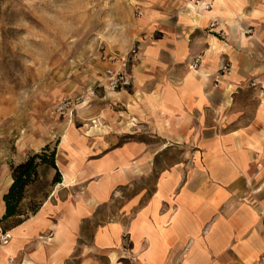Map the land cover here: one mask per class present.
<instances>
[{"label": "crops", "instance_id": "1", "mask_svg": "<svg viewBox=\"0 0 264 264\" xmlns=\"http://www.w3.org/2000/svg\"><path fill=\"white\" fill-rule=\"evenodd\" d=\"M123 7V42L103 54L152 36L131 87L0 139V220L11 165L53 146L59 174L39 166L23 200L41 198L36 212L0 223V264H264V0Z\"/></svg>", "mask_w": 264, "mask_h": 264}, {"label": "rangeland", "instance_id": "2", "mask_svg": "<svg viewBox=\"0 0 264 264\" xmlns=\"http://www.w3.org/2000/svg\"><path fill=\"white\" fill-rule=\"evenodd\" d=\"M125 2L0 0V139L11 145L26 130L38 137L75 117L62 102L88 107L103 92L94 83L98 57L123 42ZM30 200L41 198L23 204Z\"/></svg>", "mask_w": 264, "mask_h": 264}, {"label": "trees", "instance_id": "3", "mask_svg": "<svg viewBox=\"0 0 264 264\" xmlns=\"http://www.w3.org/2000/svg\"><path fill=\"white\" fill-rule=\"evenodd\" d=\"M42 165L56 170L55 150H51L49 146L44 147L40 153L29 154L23 163L10 166L13 182L3 197L5 213L0 223L10 221V226H15L36 212L42 200L36 204L30 200L25 205L23 200L26 198V188L38 180L37 170ZM57 183H59V174L56 170L52 185Z\"/></svg>", "mask_w": 264, "mask_h": 264}, {"label": "built area", "instance_id": "4", "mask_svg": "<svg viewBox=\"0 0 264 264\" xmlns=\"http://www.w3.org/2000/svg\"><path fill=\"white\" fill-rule=\"evenodd\" d=\"M214 25H211L213 28ZM249 34L250 31H247ZM152 36L147 37L143 35L140 39L136 40L132 46L125 53H105L101 55L100 61L104 64L103 78L100 86L109 92H119L127 90L131 87L132 67L138 59L141 46L145 40L151 39ZM201 64V56H195L192 59L190 69L196 71ZM227 69L223 67L220 71L225 72ZM60 110L67 111L71 109L72 112L75 108L73 102L61 103ZM11 240V233L5 231L0 227V246H5Z\"/></svg>", "mask_w": 264, "mask_h": 264}]
</instances>
